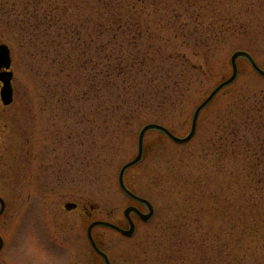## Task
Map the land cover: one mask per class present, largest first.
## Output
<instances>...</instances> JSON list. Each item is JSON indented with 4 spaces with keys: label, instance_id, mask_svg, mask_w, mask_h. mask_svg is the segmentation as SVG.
Instances as JSON below:
<instances>
[{
    "label": "rangeland",
    "instance_id": "374dc122",
    "mask_svg": "<svg viewBox=\"0 0 264 264\" xmlns=\"http://www.w3.org/2000/svg\"><path fill=\"white\" fill-rule=\"evenodd\" d=\"M30 1L18 3L22 8ZM168 1L169 16L179 25L174 28L177 43H183L181 22L187 14L193 28L190 15L196 5L186 12L176 0ZM197 1L209 9L218 4L209 10L205 26L210 21L207 32L215 28L219 36L207 44L206 34L199 31L204 43L183 48L182 62L190 69L180 76L189 86L182 102L138 112L129 111L112 89L82 96L80 43L74 50L63 46L62 32L55 26L47 41L40 42L32 29L33 6L20 16L0 6V37L12 50L16 88L14 105L0 124V196L6 199L0 216L5 238L0 264H105L93 250L87 229L95 220L128 227L124 210L137 204L122 191L119 174L138 154L143 126L160 124L185 137L197 107L232 75L231 57L238 50L252 54L264 69V0ZM71 13L80 21V3ZM178 13L183 16L174 22ZM152 21H162V14ZM145 37V47L155 41ZM170 45L169 53L179 49ZM161 46L167 49L169 44ZM237 64V79L202 111L190 141L175 143L159 130L146 134L143 160L125 179L132 191L153 204L155 213L149 222L133 216L137 227L130 238L104 226L94 229L112 264H231L232 257H243L242 264H264V237L250 239V249L243 253V242L240 246L227 234L232 223L255 219L252 210L244 209L252 196L259 201L253 212L264 218V76L244 57ZM254 102L256 119L250 122L244 111ZM238 116L242 119L235 139L241 141L233 139L231 128ZM71 202L79 207L65 209Z\"/></svg>",
    "mask_w": 264,
    "mask_h": 264
},
{
    "label": "trees",
    "instance_id": "16d2710c",
    "mask_svg": "<svg viewBox=\"0 0 264 264\" xmlns=\"http://www.w3.org/2000/svg\"><path fill=\"white\" fill-rule=\"evenodd\" d=\"M77 1L80 3V21L72 19L73 14L71 13L73 7L76 8L78 5ZM72 2L77 4L73 5ZM193 2L196 5L195 13L190 15V19H193V28L188 27L190 20L187 19V14L184 18L187 21L181 22L184 28L182 36L186 37L183 43H177L180 37L179 34L174 33V28L179 29V25L173 23L169 16L168 10L171 4L168 0H162V3L158 0H71V2L68 0H33L22 8L18 0H5V2L0 0V6L7 5L19 16L24 12L29 13L31 11L29 8L33 6L31 14L35 24L31 27L34 28V39L40 42L47 41L51 27L55 26L62 32V36L59 35V37L62 39L63 46L68 44L70 49L74 50L80 43V72H82L80 77L84 82L80 88L82 96L89 97L96 92L102 94L103 90L112 89L115 90L118 99L124 98L123 103L129 105V111L138 112L141 108L152 106L160 108L182 102L189 86L180 81V76L185 77L190 69L186 67L187 63L182 62V59H186V53L182 50L186 49L190 43L203 44L204 41L200 40L202 37L199 34H206V42L219 36L217 34L220 31L215 28H212L210 33L207 32L210 28V21L206 24L208 26H205L206 20L210 19L209 10L215 11L214 6L218 8L217 3L216 5L213 3L210 9L208 6L202 7L200 1L197 0H176L174 4L183 7L188 12ZM159 8H161L160 11ZM147 9L154 11L155 15H150ZM160 12L162 21L153 23L152 17L161 15ZM15 14H11V17L18 20ZM68 14L70 18H67ZM182 16V13H178L177 19L174 16L173 21L175 22ZM47 25L48 27L45 28ZM200 26L204 27L200 28ZM144 31L147 34H144ZM145 36L155 41L145 47L147 43ZM161 44H169V46L166 49ZM170 44L177 45L179 49L174 51L173 48L174 52L169 53L172 47ZM154 46L159 53H155ZM70 65L73 63L70 62ZM130 78L133 80L131 86H128L127 82ZM139 89L141 93L138 92ZM251 97L255 98V95ZM132 106H135L134 110ZM255 109L256 102L244 111V117L248 116L247 121L252 122L256 119L253 113ZM240 119L242 118L238 116L235 125L231 127L233 139L238 141H241V137L237 139L235 137L238 136L237 121L240 122ZM234 140L231 142L233 143ZM250 141L247 140L244 145ZM255 162L251 161L250 166L257 167ZM244 186H242L243 190H245ZM258 204V199L252 196L250 205L244 206V209L252 210L250 214L255 217L252 219L253 222L235 223L237 225L232 223L231 231L229 229L227 232L234 236L235 241L239 240L240 246L243 242V253L249 251L250 239L264 237V218L253 212ZM232 259L231 264H242L243 257H240L239 261L237 257H232Z\"/></svg>",
    "mask_w": 264,
    "mask_h": 264
},
{
    "label": "water",
    "instance_id": "95a60500",
    "mask_svg": "<svg viewBox=\"0 0 264 264\" xmlns=\"http://www.w3.org/2000/svg\"><path fill=\"white\" fill-rule=\"evenodd\" d=\"M239 57H245L247 58L251 65L253 66V68L262 76H264V69L261 68L253 59V57L246 51H237L232 55L231 58V63L233 66V75L226 81H224L223 83L219 84L212 92L211 94L208 96L207 99H205L195 110L194 116H193V121H192V126H191V130L189 132V134L185 137H179L176 136L175 134H173L169 129H167L166 127L160 125V124H156V123H150L145 125L139 135V141H138V155L135 159H133L132 161L128 162L127 164H125L120 172V177H119V181H120V185L121 188L124 190V192L126 194H128L130 197H132L133 199L142 202L144 204H146L149 209L150 212L145 214L142 213L137 207L135 206H129L125 209L124 214L126 216V218L128 219L129 223H130V228L129 229H124L122 227H120L119 225H116L114 223L108 222V221H95L93 222L89 228H88V237L89 240L92 244V246L94 247V249L100 253L101 255H103L106 258L107 264H110V261L108 260V256L102 252L99 247L97 246L94 237H93V233L92 230L94 227L96 226H107L109 228H112L118 232H120L121 234L131 237L134 235L135 233V223L131 218V213L132 212H136L143 221L148 222L153 214H154V208L152 206V204L145 198H142L136 194H134L131 190L128 189V187L126 186L125 183V173L126 171L135 166L136 164H138L142 158H143V152H144V138L145 135L148 131L150 130H159L163 133H165L172 141L176 142V143H180V144H184L187 143L188 141H190L197 130V123H198V118L200 113L202 112L203 109H205L211 102L212 100L216 97V95L223 90L224 88H226L227 86H229L230 84H232L237 76H238V65H237V59ZM11 65V58H10V49L7 45L4 46H0V68L1 67H6L9 68ZM13 77V72L11 71H6L4 72V76L3 81L5 82V86L3 88V99L5 101L6 104L11 103L12 101V95H13V88H12V84H11V80ZM0 203H1V209H0V215H2V213L5 210L6 207V203L3 197H0ZM74 205L73 204H67L66 207L68 209H71ZM4 246V239L0 236V250L3 248Z\"/></svg>",
    "mask_w": 264,
    "mask_h": 264
},
{
    "label": "flooded vegetation",
    "instance_id": "af4514ba",
    "mask_svg": "<svg viewBox=\"0 0 264 264\" xmlns=\"http://www.w3.org/2000/svg\"><path fill=\"white\" fill-rule=\"evenodd\" d=\"M4 41H2L1 37H0V44H2ZM4 72H6V69L4 67L0 68V124L4 121V119L6 118V116L8 115V110L14 105L15 99H16V88H15V72H14V76L12 79V86H13V101L11 104L6 105L4 103L3 100V95H2V91H3V87L5 85L4 81H3V76H4ZM75 204H77V207H75L73 210L77 209L79 207V203L77 202H73ZM137 203V202H136ZM139 206V203L137 204ZM133 216L137 219L140 220V218L138 217V215L133 214ZM100 256V255H99ZM104 260V259H103Z\"/></svg>",
    "mask_w": 264,
    "mask_h": 264
}]
</instances>
